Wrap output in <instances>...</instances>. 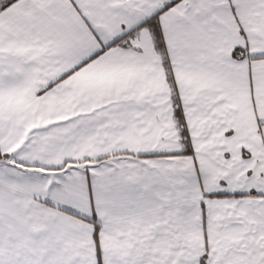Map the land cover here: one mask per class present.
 <instances>
[{
  "label": "snow or ice",
  "instance_id": "6c2138e0",
  "mask_svg": "<svg viewBox=\"0 0 264 264\" xmlns=\"http://www.w3.org/2000/svg\"><path fill=\"white\" fill-rule=\"evenodd\" d=\"M0 264H264V0H0Z\"/></svg>",
  "mask_w": 264,
  "mask_h": 264
}]
</instances>
